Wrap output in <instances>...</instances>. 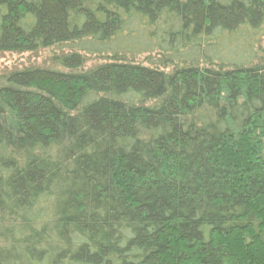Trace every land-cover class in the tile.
<instances>
[{
    "label": "trees",
    "instance_id": "trees-1",
    "mask_svg": "<svg viewBox=\"0 0 264 264\" xmlns=\"http://www.w3.org/2000/svg\"><path fill=\"white\" fill-rule=\"evenodd\" d=\"M263 40L264 0H0L64 70L0 86V264H264Z\"/></svg>",
    "mask_w": 264,
    "mask_h": 264
},
{
    "label": "rangeland",
    "instance_id": "rangeland-1",
    "mask_svg": "<svg viewBox=\"0 0 264 264\" xmlns=\"http://www.w3.org/2000/svg\"><path fill=\"white\" fill-rule=\"evenodd\" d=\"M264 49V40L262 43ZM55 50H46L28 54H11L0 53V86L3 84L5 77L11 72L21 71L26 68H39L64 71L60 66L54 63L53 57ZM58 55V54H57ZM145 57L138 59L139 64H145ZM106 62L105 58L98 56H85L84 70H91L98 65ZM143 62V63H142Z\"/></svg>",
    "mask_w": 264,
    "mask_h": 264
}]
</instances>
